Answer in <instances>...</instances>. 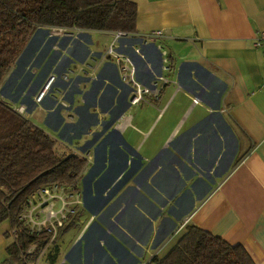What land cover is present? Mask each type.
<instances>
[{"label": "crops", "instance_id": "0c3cea01", "mask_svg": "<svg viewBox=\"0 0 264 264\" xmlns=\"http://www.w3.org/2000/svg\"><path fill=\"white\" fill-rule=\"evenodd\" d=\"M114 1L136 7L133 46L164 32L148 39L147 61L105 56L115 33L37 30L3 85L59 155L86 164L63 226L24 264H149L187 226L264 264V0ZM123 75L148 90L136 104Z\"/></svg>", "mask_w": 264, "mask_h": 264}, {"label": "trees", "instance_id": "16d2710c", "mask_svg": "<svg viewBox=\"0 0 264 264\" xmlns=\"http://www.w3.org/2000/svg\"><path fill=\"white\" fill-rule=\"evenodd\" d=\"M135 21L136 7L125 1L0 0V86L37 30L131 36ZM85 165L77 156L59 155L48 135L0 100V225L9 226L6 258L1 264L37 259L53 232L33 231L25 225L23 217L34 205L32 199L46 190L72 191ZM149 264L253 262L240 246L187 226L171 250Z\"/></svg>", "mask_w": 264, "mask_h": 264}, {"label": "rangeland", "instance_id": "374dc122", "mask_svg": "<svg viewBox=\"0 0 264 264\" xmlns=\"http://www.w3.org/2000/svg\"><path fill=\"white\" fill-rule=\"evenodd\" d=\"M48 32L50 35L52 34V32L57 33L56 31H53V30L48 31ZM83 39H85V37L84 38L83 37L78 38V40H83ZM114 40H116V42L119 46L118 47L119 50H128L132 53L131 48H136L139 50V52L141 54L144 55V60L147 61L148 56L146 55L145 50L148 49V46H151L149 43H148L149 45H147V46H141L139 43H137V45L133 46L132 43H135V42L128 40V38L127 39L126 38H120V39H114ZM84 43H85V41H84ZM110 43L107 44L106 50H107V47ZM105 56L109 57L108 55H105ZM164 59L167 60L166 55L164 56ZM31 67H32V65L29 66L28 70H31ZM12 74L8 73L6 75V77L4 78L1 86H0V100H2V101H7L8 97L10 96L9 92L6 91V89L5 90L3 89V85L10 83L14 80V78H13L14 74L13 75ZM45 83L43 84V86L45 85ZM50 88H51V85L49 86V88L45 92V94L49 91ZM61 153H64V152H61ZM46 191H47V194H44V192H41L40 194L36 193L35 197L32 199V203H34V205L31 206V208L26 213V215H24L23 219L25 221V225L30 230L40 231L43 228H49L50 230L53 231V229H51V228L54 226V228H55V230L53 231V233H54L57 229V226L55 223L57 221H60V219L63 217L66 220V216H67L68 212L72 209L73 198L71 195L75 192L71 191V189H69V190L51 189V190H46ZM56 202H59V204L61 205V207H60L61 211L60 212H57V209L55 208ZM50 213H51L52 217L50 216ZM62 226H63V223H62L61 227ZM31 250H32V248L30 249V251Z\"/></svg>", "mask_w": 264, "mask_h": 264}, {"label": "built area", "instance_id": "2783aa9c", "mask_svg": "<svg viewBox=\"0 0 264 264\" xmlns=\"http://www.w3.org/2000/svg\"><path fill=\"white\" fill-rule=\"evenodd\" d=\"M57 32V30H54ZM61 31V30H59ZM64 32V31H61ZM77 34H80L79 32H77ZM165 34L162 31H157V32H152L150 33L148 36L142 37V38H138V43L141 46H147L148 44V39L150 38H161L163 37ZM120 38H128L127 35L122 34V33H115L112 42L108 45L107 50H106V55H108L109 57H112L115 60H119V57L116 55V51L119 49L118 44L116 42V40L114 39H120ZM256 46L261 48L264 54V32H261L256 40H255ZM132 50V54L137 57L139 60L144 61V55L141 54L139 52L138 49L136 48H131ZM158 59L160 60V62L164 63L165 59L162 55L158 56ZM123 62L126 63L128 66H132V62L129 58L124 57L123 58ZM125 71H127L126 68H124ZM130 73L132 75V70H130ZM131 75H123V79H127V83H130L134 88H135V95L133 96V98L131 99V104H136L139 99H140V94L141 93H148L147 89H144L143 91H140L138 86L133 82ZM54 81V76H49V78L47 79L45 85L42 87V89L40 90L39 94L37 95V97L34 99V103H39L41 98L43 97L44 93L48 90L49 86L52 84V82ZM19 112H21L22 110H18ZM44 194H47V191H43ZM51 216V213H50ZM52 217V216H51ZM54 217V216H53ZM64 221V217L60 219V221H57L55 224L57 226V228L61 227L62 223ZM45 230H49V228H43ZM53 230H55L54 226L51 228Z\"/></svg>", "mask_w": 264, "mask_h": 264}]
</instances>
